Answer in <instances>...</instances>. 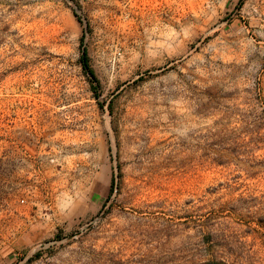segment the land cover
Listing matches in <instances>:
<instances>
[{
    "label": "rangeland",
    "instance_id": "1",
    "mask_svg": "<svg viewBox=\"0 0 264 264\" xmlns=\"http://www.w3.org/2000/svg\"><path fill=\"white\" fill-rule=\"evenodd\" d=\"M222 261L264 264V0H0V264Z\"/></svg>",
    "mask_w": 264,
    "mask_h": 264
},
{
    "label": "trees",
    "instance_id": "2",
    "mask_svg": "<svg viewBox=\"0 0 264 264\" xmlns=\"http://www.w3.org/2000/svg\"><path fill=\"white\" fill-rule=\"evenodd\" d=\"M82 60H81V62H82V65H83V69H84V71L87 73V75L90 77V78H92V79H96V76H95V73H94V71L90 68V65H89V60H88V56H87V54L85 53V52H83V55H82V58H81ZM96 81V80H95ZM113 186H114V179H113V181H112V188H113ZM218 264H228V263H226V262H221V263H218Z\"/></svg>",
    "mask_w": 264,
    "mask_h": 264
}]
</instances>
